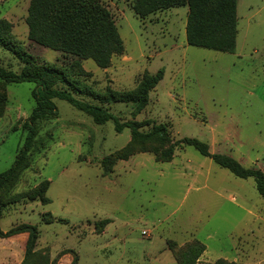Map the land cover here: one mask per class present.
Returning <instances> with one entry per match:
<instances>
[{"label": "rangeland", "instance_id": "1", "mask_svg": "<svg viewBox=\"0 0 264 264\" xmlns=\"http://www.w3.org/2000/svg\"><path fill=\"white\" fill-rule=\"evenodd\" d=\"M32 1L0 0V20L11 24L13 40L38 64L70 67L78 57L29 38ZM100 1L125 50L105 69L82 59L83 83L103 96L136 89L145 73L163 70L164 78L142 111L134 104L75 97L107 109L122 124L150 123L144 132L165 124L173 142L197 138L213 154L229 155L246 168L264 167V0H238L232 54L188 44L187 7L140 18L131 0ZM0 64L18 73L24 67L2 47ZM36 87L0 82L7 98L0 117V175L12 168L24 144ZM55 103L56 114L35 125L28 168L9 193L0 190L1 230L38 231L25 264H181L197 240L208 259L231 258L246 250L242 235L251 231L264 246V229L246 211L264 214L254 179H239L186 145L176 148L171 163L157 161L153 152L130 147V129L117 133L114 121L98 125L69 103ZM28 238V232L0 238V264H24Z\"/></svg>", "mask_w": 264, "mask_h": 264}, {"label": "trees", "instance_id": "2", "mask_svg": "<svg viewBox=\"0 0 264 264\" xmlns=\"http://www.w3.org/2000/svg\"><path fill=\"white\" fill-rule=\"evenodd\" d=\"M132 9L140 18H146L157 11L173 8H188L186 35L190 46L222 53H235L238 35V0H131ZM29 38L40 45L75 55L78 61L70 67L41 65L26 53L12 37V26L0 20V47L11 51L24 67L18 72L7 70L0 64V82L10 84L35 83L32 92L36 105L25 128L28 133L19 150L12 168L0 175V190L9 193L22 172L28 168V154L36 136V123L57 112L56 100H62L77 110L92 117L98 125L115 122V130L122 133L131 131L130 147L141 146L144 151L153 152L156 160L171 163L175 151L180 146H190L203 157L211 159L217 166L228 170L239 179H254L259 195L264 199V172L256 168H246L235 158L226 154H213L206 142L197 138H184L173 142L165 124H154L150 131H141L150 123L128 122L122 124L107 109L77 99L76 95L95 97L107 103L136 105L138 111L148 106L150 93L164 78V71L155 75L145 73L136 89L128 92L108 90L101 96L95 95L85 85L82 59H92L98 67L110 66L114 56L124 53V42L111 12L100 0H33L28 17ZM7 98L0 93V117L3 116ZM49 183L43 185V199L49 190ZM42 189V188H41ZM40 189V190H41ZM37 191V193L40 192ZM33 197V195H30ZM46 201V200H45ZM3 204L0 199V219ZM29 233L24 264L33 256L38 231L35 227L11 230L4 233L0 228V238H10L20 233ZM182 256L181 264H199L205 254L206 246L198 240ZM72 264H77V259ZM214 264H229L217 260Z\"/></svg>", "mask_w": 264, "mask_h": 264}, {"label": "crops", "instance_id": "3", "mask_svg": "<svg viewBox=\"0 0 264 264\" xmlns=\"http://www.w3.org/2000/svg\"><path fill=\"white\" fill-rule=\"evenodd\" d=\"M260 170L264 172V167H260ZM216 195L224 196L217 191H214ZM234 200V198L232 199ZM249 215L255 216L256 220L259 221V226L264 229V214L260 216L258 214L253 213L251 210H246ZM244 241L247 242L246 250L244 251H236L235 256L229 258L226 256L220 255L218 259L210 260L206 256L207 250L202 258L199 260V264H214L217 260L227 261L229 264H264V246H260V239L257 237L256 232L251 231L247 232V234L242 235ZM237 250V247H236ZM244 256V257H243ZM243 257V258H241Z\"/></svg>", "mask_w": 264, "mask_h": 264}, {"label": "built area", "instance_id": "4", "mask_svg": "<svg viewBox=\"0 0 264 264\" xmlns=\"http://www.w3.org/2000/svg\"><path fill=\"white\" fill-rule=\"evenodd\" d=\"M143 233H144V234H146V232H145V231H144Z\"/></svg>", "mask_w": 264, "mask_h": 264}]
</instances>
